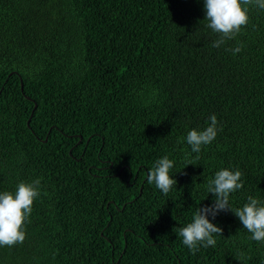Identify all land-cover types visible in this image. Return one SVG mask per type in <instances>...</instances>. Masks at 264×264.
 <instances>
[{"label":"trees","instance_id":"16d2710c","mask_svg":"<svg viewBox=\"0 0 264 264\" xmlns=\"http://www.w3.org/2000/svg\"><path fill=\"white\" fill-rule=\"evenodd\" d=\"M249 15L215 48L203 0H0V190L41 181L0 264H264L231 210L215 246L177 235L223 167L243 173L233 207L264 199V10ZM212 114L221 130L192 153ZM164 155L168 194L148 182Z\"/></svg>","mask_w":264,"mask_h":264},{"label":"clouds","instance_id":"9594fccd","mask_svg":"<svg viewBox=\"0 0 264 264\" xmlns=\"http://www.w3.org/2000/svg\"><path fill=\"white\" fill-rule=\"evenodd\" d=\"M207 27L218 38L212 46L219 48L227 40L233 39L246 26L250 19V6L264 10V0H203ZM242 43H238L231 51L233 54L242 51ZM210 123L204 128H192L187 132L186 143L191 146L192 153H199L204 145L211 144L221 130L218 118L212 114ZM175 160L168 155L157 159L149 169L148 182L163 194H168L177 180L172 170ZM243 173L239 168L223 167L215 172L209 180L207 190L213 194L212 203L199 206L190 222L179 229L177 235L182 243L193 252L199 246H215V234L223 229L214 223L220 212L231 210L251 235L250 239L264 242V199L249 195L240 207H233L230 197L243 187ZM39 178L31 181H20L15 190H0V247L22 243L26 238L25 224L33 210L34 201L40 196Z\"/></svg>","mask_w":264,"mask_h":264},{"label":"water","instance_id":"95a60500","mask_svg":"<svg viewBox=\"0 0 264 264\" xmlns=\"http://www.w3.org/2000/svg\"><path fill=\"white\" fill-rule=\"evenodd\" d=\"M21 89H22V91L24 90V84H23V81H21ZM36 108H37V104L35 103V106H34V109H33V111H32L31 117H30L29 120H28V126H30L31 119H32V116H33V114H34ZM46 141H47V140H46ZM71 153H72V150L70 151V154H71ZM141 193H142V188H141Z\"/></svg>","mask_w":264,"mask_h":264}]
</instances>
